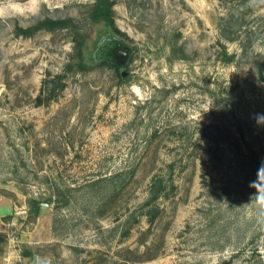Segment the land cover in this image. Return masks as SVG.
Masks as SVG:
<instances>
[{
    "label": "rangeland",
    "instance_id": "1",
    "mask_svg": "<svg viewBox=\"0 0 264 264\" xmlns=\"http://www.w3.org/2000/svg\"><path fill=\"white\" fill-rule=\"evenodd\" d=\"M107 2L113 23L91 17ZM46 18L73 25L18 35ZM113 40L132 49L119 70L101 64ZM257 113L264 3L41 0L0 19V264H264Z\"/></svg>",
    "mask_w": 264,
    "mask_h": 264
},
{
    "label": "clouds",
    "instance_id": "2",
    "mask_svg": "<svg viewBox=\"0 0 264 264\" xmlns=\"http://www.w3.org/2000/svg\"><path fill=\"white\" fill-rule=\"evenodd\" d=\"M257 3H264V0H254ZM201 5L206 4V0H200ZM41 0H24L23 3L16 0H7V3L4 0H0V19H5L10 15L18 14L23 15L25 12H31L36 14L40 11ZM132 91L140 94L139 88L136 86L132 87ZM143 99V96H140ZM257 124H264V113H257L254 117ZM249 187L254 189L255 192L251 197V202L254 203L262 217H264V163L258 168L256 173V179L251 181ZM210 264H218L220 254L219 253H210ZM207 264V262H206Z\"/></svg>",
    "mask_w": 264,
    "mask_h": 264
},
{
    "label": "trees",
    "instance_id": "3",
    "mask_svg": "<svg viewBox=\"0 0 264 264\" xmlns=\"http://www.w3.org/2000/svg\"><path fill=\"white\" fill-rule=\"evenodd\" d=\"M112 9H111V5L107 2L104 6H102L101 4H98V6L96 7V9L93 11V14L91 17L93 18H98L100 16H102V18H104L106 21H109L111 23H113V19H112ZM73 23V21H71V19H51V18H46L44 20H40L38 21V23L32 27H28V28H20L18 27V35L21 34L23 36H30L33 34V32L35 31V29H56V28H67L69 26H71V24ZM73 25V24H72ZM79 46V45H78ZM79 48V47H78ZM83 61L80 60V62H69L68 64H66L65 66V70L66 71H70L72 68H74L75 66L77 67V69H81L83 68L82 64ZM101 64L103 65H109L117 70L120 69V66L113 64L109 61H103L101 62ZM122 74V73H121ZM62 75H57V79H61ZM49 80L45 81V83H50L48 82ZM30 204L33 205L34 207V212L36 215H38V213L40 212V205L41 203L38 200L35 199H31L30 200Z\"/></svg>",
    "mask_w": 264,
    "mask_h": 264
},
{
    "label": "water",
    "instance_id": "4",
    "mask_svg": "<svg viewBox=\"0 0 264 264\" xmlns=\"http://www.w3.org/2000/svg\"><path fill=\"white\" fill-rule=\"evenodd\" d=\"M131 53L132 49L130 46L124 44L120 40H113L104 46L102 58L118 66H125L130 59ZM127 73L128 72L124 70L122 76H125Z\"/></svg>",
    "mask_w": 264,
    "mask_h": 264
},
{
    "label": "flooded vegetation",
    "instance_id": "5",
    "mask_svg": "<svg viewBox=\"0 0 264 264\" xmlns=\"http://www.w3.org/2000/svg\"><path fill=\"white\" fill-rule=\"evenodd\" d=\"M121 67V66H120Z\"/></svg>",
    "mask_w": 264,
    "mask_h": 264
}]
</instances>
